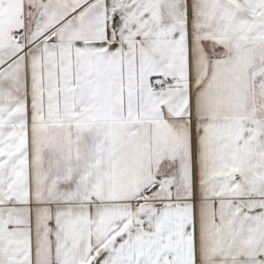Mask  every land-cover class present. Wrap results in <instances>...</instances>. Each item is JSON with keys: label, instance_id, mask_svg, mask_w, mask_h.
<instances>
[{"label": "snow or ice", "instance_id": "snow-or-ice-1", "mask_svg": "<svg viewBox=\"0 0 264 264\" xmlns=\"http://www.w3.org/2000/svg\"><path fill=\"white\" fill-rule=\"evenodd\" d=\"M0 264H264V0H0Z\"/></svg>", "mask_w": 264, "mask_h": 264}]
</instances>
